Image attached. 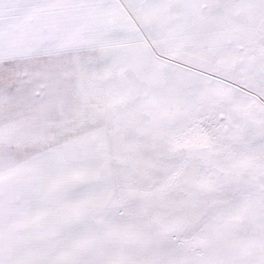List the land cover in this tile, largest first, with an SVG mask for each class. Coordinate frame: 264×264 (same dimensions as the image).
<instances>
[{
	"label": "snow or ice",
	"instance_id": "6c2138e0",
	"mask_svg": "<svg viewBox=\"0 0 264 264\" xmlns=\"http://www.w3.org/2000/svg\"><path fill=\"white\" fill-rule=\"evenodd\" d=\"M0 264H264V0H0Z\"/></svg>",
	"mask_w": 264,
	"mask_h": 264
}]
</instances>
